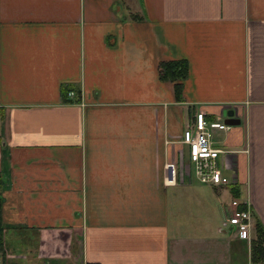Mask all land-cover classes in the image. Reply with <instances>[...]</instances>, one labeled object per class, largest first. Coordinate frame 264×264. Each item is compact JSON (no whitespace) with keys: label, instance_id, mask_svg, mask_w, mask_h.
<instances>
[{"label":"crops","instance_id":"crops-1","mask_svg":"<svg viewBox=\"0 0 264 264\" xmlns=\"http://www.w3.org/2000/svg\"><path fill=\"white\" fill-rule=\"evenodd\" d=\"M0 108V264H264L228 222L264 226V0H0ZM228 109L233 182L168 183L195 112Z\"/></svg>","mask_w":264,"mask_h":264},{"label":"built area","instance_id":"built-area-1","mask_svg":"<svg viewBox=\"0 0 264 264\" xmlns=\"http://www.w3.org/2000/svg\"><path fill=\"white\" fill-rule=\"evenodd\" d=\"M230 128L231 125L226 124L224 119L210 120L204 110L196 111L182 137V143L188 146V154L186 156V152L181 150L178 160L166 163L167 182L185 184L191 183L195 178L203 184H231L233 179L224 175V169L231 167L227 159L231 150L217 147L214 139L218 130L225 131ZM241 204L238 200L233 201L228 222L236 227L242 238L251 240L256 223L251 210L242 209Z\"/></svg>","mask_w":264,"mask_h":264},{"label":"trees","instance_id":"trees-1","mask_svg":"<svg viewBox=\"0 0 264 264\" xmlns=\"http://www.w3.org/2000/svg\"><path fill=\"white\" fill-rule=\"evenodd\" d=\"M161 78L163 80L178 81L176 84L177 99H181L182 83L187 76L188 64L185 60H170L162 62L160 65ZM69 87H63V96L65 100L67 99V93L69 92ZM3 112L0 108V117H2ZM1 140V137H0ZM2 187V174H0V256L4 259L6 257V247L4 240V233L6 226L3 222V200L1 194ZM235 196H239V193H234ZM243 209L244 207L241 206ZM256 232L257 237L252 240V251H253V261L264 263V226L260 220H256Z\"/></svg>","mask_w":264,"mask_h":264},{"label":"rangeland","instance_id":"rangeland-1","mask_svg":"<svg viewBox=\"0 0 264 264\" xmlns=\"http://www.w3.org/2000/svg\"><path fill=\"white\" fill-rule=\"evenodd\" d=\"M255 236V232L253 233V237ZM256 237H257V235H256ZM255 237V238H256ZM11 246H12V244H10ZM16 245L17 246H20V244H19V241H17L16 242ZM15 245V246H16ZM64 245V246H63ZM67 245H68V242L67 243H65V244H62V246H60L59 245V247H57L56 249L59 251V250H62L63 248H66L67 247ZM6 247V246H5ZM8 247H9V245H8ZM24 247V251H25V245L23 246ZM55 249V248H54ZM25 254V253H24ZM23 255V254H22ZM22 255H21V252H19V250L17 251H15L14 252V255L12 256V255H10L9 257H7V264H20V260H23V257H22ZM6 256H7V252H6ZM25 258V257H24Z\"/></svg>","mask_w":264,"mask_h":264},{"label":"water","instance_id":"water-1","mask_svg":"<svg viewBox=\"0 0 264 264\" xmlns=\"http://www.w3.org/2000/svg\"><path fill=\"white\" fill-rule=\"evenodd\" d=\"M225 116V123L231 126H236L241 124L242 120L241 118H238L235 114V111L233 109H228L224 112Z\"/></svg>","mask_w":264,"mask_h":264}]
</instances>
